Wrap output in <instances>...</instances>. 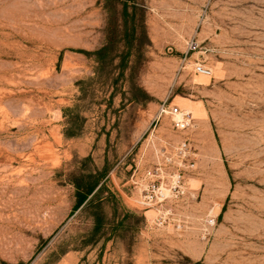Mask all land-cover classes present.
Returning a JSON list of instances; mask_svg holds the SVG:
<instances>
[{"label":"rangeland","instance_id":"obj_1","mask_svg":"<svg viewBox=\"0 0 264 264\" xmlns=\"http://www.w3.org/2000/svg\"><path fill=\"white\" fill-rule=\"evenodd\" d=\"M0 264H264V0H0Z\"/></svg>","mask_w":264,"mask_h":264},{"label":"built area","instance_id":"obj_2","mask_svg":"<svg viewBox=\"0 0 264 264\" xmlns=\"http://www.w3.org/2000/svg\"><path fill=\"white\" fill-rule=\"evenodd\" d=\"M195 72L199 75L211 77L212 71L202 64H196ZM173 115L178 116L177 120L174 121V127L177 130H186L191 127L192 119L188 113H182L179 109L173 110Z\"/></svg>","mask_w":264,"mask_h":264},{"label":"bare ground","instance_id":"obj_3","mask_svg":"<svg viewBox=\"0 0 264 264\" xmlns=\"http://www.w3.org/2000/svg\"><path fill=\"white\" fill-rule=\"evenodd\" d=\"M159 66V65H157ZM199 81L201 84H208L209 83V77L206 76H200ZM188 101V100H187ZM187 101H180L179 106L187 113L193 114L196 117H203L204 116V111L202 107L199 104H192L191 102ZM174 118H179L178 116H175ZM173 118V119H174ZM170 192V191H168ZM166 193V192H165ZM167 194V193H166ZM165 194V195H166ZM169 194V193H168ZM167 196V195H166ZM150 215H153L152 212H150ZM210 220V219H209ZM212 221V220H211ZM214 223V222H213ZM212 226V225H211Z\"/></svg>","mask_w":264,"mask_h":264},{"label":"trees","instance_id":"obj_4","mask_svg":"<svg viewBox=\"0 0 264 264\" xmlns=\"http://www.w3.org/2000/svg\"><path fill=\"white\" fill-rule=\"evenodd\" d=\"M93 191H94V187H91L86 191H83L80 188H78L77 189V197H78L77 206L80 207L81 205H83L88 199V197L92 194Z\"/></svg>","mask_w":264,"mask_h":264}]
</instances>
